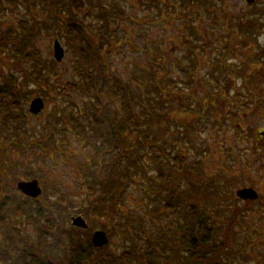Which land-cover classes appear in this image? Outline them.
<instances>
[{
	"label": "rangeland",
	"instance_id": "1",
	"mask_svg": "<svg viewBox=\"0 0 264 264\" xmlns=\"http://www.w3.org/2000/svg\"><path fill=\"white\" fill-rule=\"evenodd\" d=\"M57 1L60 2L58 5L55 4ZM74 1L0 0V31L12 29L23 35L21 22L34 27L36 37L33 44L43 60L56 61L55 67L61 76L59 84L66 86L67 94L61 96L56 88V94L48 96L42 87L17 70L14 57L0 50V86L6 85L2 73L18 78L16 88L22 93L20 101L27 115L25 128L31 131L29 142H25L24 148L20 149V145H8L10 143L3 139L4 131L0 130V157L4 152L9 153L10 162L14 163L11 166L13 171H17V164L34 163L33 168L27 166L20 172V181L39 180L43 193L35 199L45 198L46 204L64 198L70 202L67 208L57 211L62 223L57 230L60 233L58 237H61L57 245H53L51 240L47 245L43 244L37 229L24 216L9 210V227H18L22 232L17 247L36 249L34 253L37 257L41 252L44 255L41 262L49 256L53 263L72 264L68 258L70 250L63 246V241L68 242L64 232L72 228V218L79 215L85 217L89 224L87 231L92 234L97 230L106 232V227L114 228L116 233H111L112 238L111 234H107L110 241L105 249L108 252L119 253L124 249L125 241L130 245L131 240L143 243L160 237L177 213L154 215L156 207L164 202L162 196L155 194L159 189L158 184L150 178L156 175L153 159L157 153L162 160L168 157L173 161V158L180 156L189 163H203L205 178L208 180L211 177L212 182L198 183L197 188L193 187L194 192L205 190L211 183L218 184V178L221 182L231 179L236 184L235 187L232 184L219 190L226 196L232 190L236 193L243 187L255 188L260 197L247 204L248 209L240 219L241 225L234 227L236 233H232V236L238 237L239 242L236 241L234 245L238 252L226 264H264V146L258 136V132L264 130V16L259 13L262 4L254 6L244 0H81L80 9L74 7ZM114 2L124 10V17L113 9ZM102 12H108L110 20L109 33L112 38H108L110 45L104 56L110 71L128 82L135 91L143 90L144 95L157 100L155 104L159 111L164 103L163 98H157V92L163 90L168 110H165L166 114L154 110L157 116L155 119L152 116L150 125H154L148 133L158 138L159 144L155 148H148L144 133L131 131L132 126H129L126 134L118 135L128 150L129 159L122 158V149L118 148L111 149V153L101 159L106 167L103 175L111 172L109 168L117 163L118 169L129 167V175L122 178L123 194L118 211L109 217H86V206L95 196L90 195L81 183V166L83 162H93L90 158L95 149L84 145L85 142L76 137L69 126L52 141L41 130L49 119L52 120L63 108L70 106L71 99L84 110L91 106L89 98L81 97L67 86L81 80V74L75 68L76 59L71 48L61 35L63 23L56 15L82 21L89 35L98 41L102 26L98 15ZM89 25L94 29L90 27L89 30ZM56 41L64 49L61 61L55 58ZM150 50L157 54L159 64L165 66L164 70L158 69L160 66H152ZM155 75L157 80L154 79ZM134 78L140 80V84L135 83ZM54 80L58 84V78L52 82ZM102 88L100 96L103 106L100 108L107 116L122 118L124 110L121 98L113 92L114 86ZM35 98H41L44 102V108L37 114L30 110ZM16 111H20V108ZM167 114H176L175 120L169 122V117H161ZM2 117L9 120L10 128L18 123L10 117V107L6 104H0V124ZM141 117L144 120L148 118L143 114ZM146 125L144 129L147 131L150 126ZM135 145L140 146L145 158L143 161L137 159L135 152L134 159L139 163L144 162L140 163L144 171L134 176L130 167V151ZM153 149L156 153H153ZM1 158L9 166L10 162ZM25 171L32 172L36 177L25 176ZM9 191L18 196L25 195L18 187L15 190L9 188ZM27 197L21 196L20 199L23 201ZM245 202L241 200L239 204L243 206ZM140 220V228L135 230L133 225H138ZM125 229L130 232L129 241H122L121 235ZM143 229L148 232V237L144 236ZM81 234L83 238H88L87 234ZM163 234L169 241L179 236L174 231ZM4 239L0 227V246H3ZM18 248L13 250L7 264H12L19 256Z\"/></svg>",
	"mask_w": 264,
	"mask_h": 264
},
{
	"label": "trees",
	"instance_id": "2",
	"mask_svg": "<svg viewBox=\"0 0 264 264\" xmlns=\"http://www.w3.org/2000/svg\"><path fill=\"white\" fill-rule=\"evenodd\" d=\"M59 3L58 1L55 2L56 5ZM74 3V7L81 9V0H77V2L75 0ZM113 9L120 17L126 15L117 2H114ZM259 13L262 17L264 16V5ZM56 17L63 23L61 35L71 48V53L76 59L75 68L81 74V80L79 79L78 82L70 83L67 86L75 90L81 97L89 98L91 106L86 107L84 110L71 99L69 102L70 106L63 108L58 113V116H54L52 120L49 119L41 132L47 136V139L50 137V140H53V138H59L61 132L66 126H69L76 137H80L85 142L84 145L95 149V152L91 153L90 158L93 162H83L81 166L83 170L81 183L83 187L86 186L90 195L95 196L86 206L88 211L85 216L109 217L118 211L123 194L122 178L129 175V167L125 168V170L118 169L117 163L116 166L113 165L109 168L111 172L108 171L107 175H103L102 171L104 172L106 167L101 162V159L109 155L113 148L122 149V158L128 156V150L123 142L119 140V136L126 134L129 126H132L130 130L137 134L144 133L145 143L147 142L148 148H155L159 144L157 142L158 138L148 133V131H151V127L154 125L153 123V125H150L152 116L154 115L153 119L156 118V111H159V107L155 104L157 100L154 101L153 97L144 95L143 90L135 91L129 86L128 82L126 83L110 71L109 64L104 58L107 53L106 48L110 45L108 38H112L109 33L110 20L108 12H102L98 15V19L102 22L98 33V41L89 35L82 21L74 17V19H64L62 14L56 15ZM20 25L23 35L12 29L0 31V50L7 51L14 57L17 60V70L28 80L42 87L48 96L52 97L55 95L54 91L56 88L61 96H67L66 86L59 84L61 76L56 70V61L43 60L37 51L38 49L33 44L36 37L34 27L31 28L23 22ZM90 27L94 29L92 25H89V30ZM149 59L152 66H160L158 69L161 70L165 69L164 64H159L158 56L153 50L149 52ZM155 71L154 69L153 72L155 73ZM2 76L5 77L6 85L0 86V104H6L10 107V117L18 123L10 128L9 120L2 117L0 130L4 131L2 133L3 139L10 143L8 145H20L19 148L23 149V144L29 142L31 131L25 128L27 115L20 101L22 93L16 88L18 78L5 76L3 73ZM56 77L58 78V84H56L55 80L52 82ZM154 79H158L156 75ZM134 81L140 84V80L134 78ZM218 83L221 84V82ZM107 85L114 86L113 92L121 98L124 110L122 118L117 119L116 115L112 114L113 117L107 116L104 114L103 109L100 108L103 106L100 91L104 89L102 87ZM157 87L156 85L155 88ZM159 97L163 98L164 103L162 104V106L164 105V111L160 107L159 112L166 114L167 111L165 110H168L166 106L167 100L163 90L157 92V98L159 99ZM19 108L20 111H16ZM141 114L145 117L148 116V118L146 117L147 119L144 120ZM175 115L167 114L165 116L161 115V117H169V122H172L176 118ZM116 120L118 123H116ZM144 125L150 126V128L148 129L147 127L148 130L146 131ZM56 143L58 144V142ZM161 148L162 146L159 149ZM3 149L5 148L3 147ZM135 152L137 159L143 161L145 158L140 151L139 145H135L133 151H130V167L134 176L144 171V166H140V163L144 162L139 163L134 159ZM153 153H156L155 149H153ZM1 157L6 158L9 162L12 161L9 158V153L6 154L4 152ZM1 157L0 227L6 239L2 241L3 246H0V263L2 261V264H5L11 258L13 250L18 248V239L22 233L18 227H9V210L24 216L26 221L37 229L43 244L47 245L49 240H51L53 245H57L61 239L57 235L59 233L57 230L58 226L62 225L57 217V211L67 208L70 202L64 198L60 199L59 202L48 204V201L46 204L47 200L45 198L32 199L29 197L22 201L20 197H25V195L11 194L9 188L17 189V182L22 179L20 172L24 171L27 166L33 168L34 163L31 165L24 164V162L17 164V171H13L11 166L14 163L10 162L9 166H7V162H3ZM153 160L156 175L150 176V178L159 186L155 194L164 198V200L162 199L164 201L163 205L160 204L159 207H156L154 215L158 217L162 213L167 215L177 213V216L167 224L160 237L148 239L143 243L131 240L130 245L126 244L127 241H125V247L119 253L108 252L105 247H95L92 243L91 232L71 226L72 228L64 232L68 242L63 241V246L65 245L69 248L70 254L68 258L70 257L69 260L72 264L75 262L77 264H226L230 257L238 252L234 247L238 237H233L232 233H236L234 227L241 225L242 214L247 211V204H251V202L247 201L245 202L246 205L241 206L239 204L241 200L236 197V193L233 190L229 196L220 192L222 188H228V186L233 184L231 179H225L224 182H221L220 178H218L216 180L218 184L211 183L206 186L205 190L194 192L193 187L197 188L199 186L198 183L202 182L201 184H203L208 180H210L208 182H212L211 177L206 180L202 170V162L189 163L186 158L180 156L173 158V161L168 157L162 160L160 156H157V153ZM245 164L249 167L248 162H245ZM25 176L36 177L30 171H25ZM233 185V187L236 186V184ZM60 203H64V205ZM140 225L141 220L138 225H133V228L136 230V228H140ZM105 231L109 235L116 233L114 228L108 229L106 227ZM173 231L179 236L175 239L171 237L172 239L169 241L163 233ZM81 232L87 234L88 238H83ZM143 232L144 236L148 237V232L144 229ZM129 234L128 229L123 230L122 241H129ZM138 236L140 237V235ZM35 250L30 247L18 248L19 256L14 259L12 264H57L53 263L49 256H46L44 261L41 262V256L44 257V255L39 252V257H37L34 253Z\"/></svg>",
	"mask_w": 264,
	"mask_h": 264
},
{
	"label": "water",
	"instance_id": "3",
	"mask_svg": "<svg viewBox=\"0 0 264 264\" xmlns=\"http://www.w3.org/2000/svg\"><path fill=\"white\" fill-rule=\"evenodd\" d=\"M246 1H248L249 3H253L255 0ZM54 54L57 61H61L64 57V49L61 47L58 41H56L54 44ZM43 108L44 102L41 98H35L30 106V110L34 114H37ZM261 134L264 135V132ZM17 185L18 189L30 198H38L43 193V189L40 186L39 180L37 179L31 181H20ZM236 196L243 201H255L260 197L259 193L253 187H243L238 189L236 192ZM72 224L75 227L82 229L89 228L87 220L81 215L73 217ZM92 241L95 247L102 248L109 244L110 239L106 232L97 230L92 235Z\"/></svg>",
	"mask_w": 264,
	"mask_h": 264
},
{
	"label": "flooded vegetation",
	"instance_id": "4",
	"mask_svg": "<svg viewBox=\"0 0 264 264\" xmlns=\"http://www.w3.org/2000/svg\"><path fill=\"white\" fill-rule=\"evenodd\" d=\"M259 4H261V1L258 3V5ZM264 132V130H260L259 132H258V136H259V141L261 142V144H263V146H264V135H262L261 133H263Z\"/></svg>",
	"mask_w": 264,
	"mask_h": 264
}]
</instances>
